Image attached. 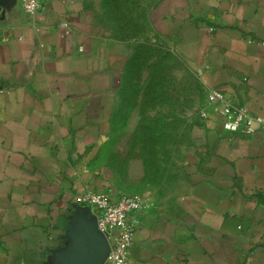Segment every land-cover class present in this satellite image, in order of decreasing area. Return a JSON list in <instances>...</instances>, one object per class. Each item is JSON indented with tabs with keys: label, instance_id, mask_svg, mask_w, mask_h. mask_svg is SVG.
I'll return each mask as SVG.
<instances>
[{
	"label": "crops",
	"instance_id": "crops-1",
	"mask_svg": "<svg viewBox=\"0 0 264 264\" xmlns=\"http://www.w3.org/2000/svg\"><path fill=\"white\" fill-rule=\"evenodd\" d=\"M20 3L0 12V264H73L101 242L76 201L89 191L148 199L130 264H264V132L225 131L208 101L219 90L264 118V0H159L150 12L151 37L194 70L209 112L176 197L121 114L134 42L85 0H44L33 18Z\"/></svg>",
	"mask_w": 264,
	"mask_h": 264
},
{
	"label": "rangeland",
	"instance_id": "rangeland-1",
	"mask_svg": "<svg viewBox=\"0 0 264 264\" xmlns=\"http://www.w3.org/2000/svg\"><path fill=\"white\" fill-rule=\"evenodd\" d=\"M159 0H85L118 41L134 42L121 114L136 122L141 148L158 188L176 197L184 184L191 134L205 86L167 43L151 37L149 15Z\"/></svg>",
	"mask_w": 264,
	"mask_h": 264
},
{
	"label": "built area",
	"instance_id": "built-area-1",
	"mask_svg": "<svg viewBox=\"0 0 264 264\" xmlns=\"http://www.w3.org/2000/svg\"><path fill=\"white\" fill-rule=\"evenodd\" d=\"M43 2L44 0H21L20 8L25 16L33 18L41 11ZM208 101L213 106H219L225 131L247 136H253L259 131L264 132L263 117L252 116L245 107L228 99L222 91H212ZM200 116L207 120L209 112L203 110ZM76 201L95 212L99 230L112 242L105 264H130L128 255L139 224L134 216L146 213L149 207L148 199L142 195L124 196L115 203L109 193L89 191L77 196Z\"/></svg>",
	"mask_w": 264,
	"mask_h": 264
},
{
	"label": "water",
	"instance_id": "water-1",
	"mask_svg": "<svg viewBox=\"0 0 264 264\" xmlns=\"http://www.w3.org/2000/svg\"><path fill=\"white\" fill-rule=\"evenodd\" d=\"M12 0H0V12L3 11V15L6 13L5 9L7 7L8 2ZM95 223V226L98 228V219L94 217L92 220ZM101 232V231H100ZM101 242L96 240H91L88 243L87 248L74 256L73 264H104L107 259V236L101 232ZM109 254V253H108ZM107 255V256H105Z\"/></svg>",
	"mask_w": 264,
	"mask_h": 264
}]
</instances>
